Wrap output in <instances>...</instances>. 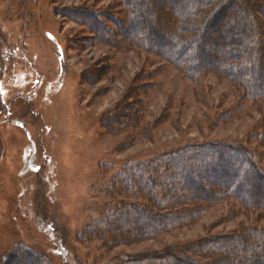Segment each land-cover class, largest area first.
Wrapping results in <instances>:
<instances>
[{"label":"rangeland","instance_id":"obj_1","mask_svg":"<svg viewBox=\"0 0 264 264\" xmlns=\"http://www.w3.org/2000/svg\"><path fill=\"white\" fill-rule=\"evenodd\" d=\"M133 1L0 0V264H115L183 252L254 222L264 227L263 211L230 215L238 207L230 201L187 228L109 248L89 230L118 202L138 203L113 188L124 166L186 145L231 143L257 146L264 168V146L253 137L264 140V103L217 121L239 93L226 78L204 73L195 81L174 69L162 47L127 45L148 25L124 34L127 9L144 12L153 2L156 29L159 11L173 4ZM232 11L217 28L241 17ZM212 29L206 39L219 36ZM203 47L215 51L212 43Z\"/></svg>","mask_w":264,"mask_h":264},{"label":"trees","instance_id":"obj_2","mask_svg":"<svg viewBox=\"0 0 264 264\" xmlns=\"http://www.w3.org/2000/svg\"><path fill=\"white\" fill-rule=\"evenodd\" d=\"M139 1V6L146 4L145 0ZM164 1L173 4L167 3L169 8L159 11L156 29L150 18L157 13L153 2L144 6V12L141 8L129 11L124 5L126 16L129 15L124 34L148 24L145 32L136 37L130 35L127 45L140 46L145 51H151V43L162 47L167 53H160L161 58L195 81L204 78V73L228 79L240 97L226 113L217 116V121H225L227 116L234 119L248 107L246 103L263 105L264 0ZM232 10L240 13V19L234 18L231 23L223 21L217 28V21ZM79 17L83 18L84 14ZM164 21L167 24L161 25ZM210 28L219 34L218 40L206 39L204 32ZM223 31L230 37H223ZM205 42L212 43L215 51L204 50ZM3 65L0 55V81ZM258 136L259 139L253 136L257 141L254 143L264 146L263 134ZM256 147L231 143L186 145L150 161L124 166L113 188L138 203L118 202L117 210L110 212L106 221L96 220L95 227L89 230L105 239L104 244L109 248L117 242L132 243L187 228L230 201L238 203L236 209L230 208V215L244 210L246 214L250 210L264 212V168ZM236 157L238 160L232 162ZM255 224L188 244L183 252L174 249V252L131 255L115 264H264V227ZM103 226L104 231L100 228ZM109 229L114 235H108ZM83 234L86 240L89 234ZM25 261L28 262L27 258Z\"/></svg>","mask_w":264,"mask_h":264}]
</instances>
